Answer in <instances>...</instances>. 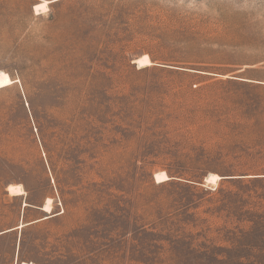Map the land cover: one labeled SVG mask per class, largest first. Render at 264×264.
<instances>
[{"label": "rangeland", "instance_id": "1", "mask_svg": "<svg viewBox=\"0 0 264 264\" xmlns=\"http://www.w3.org/2000/svg\"><path fill=\"white\" fill-rule=\"evenodd\" d=\"M0 72V264H264V0H0Z\"/></svg>", "mask_w": 264, "mask_h": 264}, {"label": "bare ground", "instance_id": "2", "mask_svg": "<svg viewBox=\"0 0 264 264\" xmlns=\"http://www.w3.org/2000/svg\"><path fill=\"white\" fill-rule=\"evenodd\" d=\"M47 2L43 1L41 4L35 5L34 6V10L37 12L38 8L40 9H45ZM136 64L138 67H143L145 65H149V61L147 59L146 56H143L141 58H139L136 61ZM3 74V76H0V89L4 88L6 86H9L13 83V81L10 79V77L4 73V72H0ZM220 179V177L216 176V175H210L209 178L207 179V181H210L212 183H216L218 180ZM168 180V178L165 176L164 173H159L155 175V182L156 183H161ZM7 191L10 195H20L22 196L24 194V191L21 187V185H14V186H9L7 188ZM26 204L23 203V206H25ZM50 209H51V200L47 199L46 203L42 206V211L45 214H50ZM45 219V218H44ZM24 225L23 224H19V226L17 227V229H21ZM24 264V263H23Z\"/></svg>", "mask_w": 264, "mask_h": 264}, {"label": "trees", "instance_id": "3", "mask_svg": "<svg viewBox=\"0 0 264 264\" xmlns=\"http://www.w3.org/2000/svg\"><path fill=\"white\" fill-rule=\"evenodd\" d=\"M62 134L63 135H67V136L69 135L67 132H64V131H62ZM62 134H59V137H61ZM65 139L67 140L68 143L67 142L66 143L61 142V144L63 145V147H66V149H67L68 152L71 151L74 154L75 150L71 149V145H70V142L71 141H70V139H68V138H65ZM45 153H47V152H45ZM78 157L79 156H75V158H74L72 156L71 157V159H72L71 161L74 162V164H77L76 161H77ZM89 157L92 158L91 156H89ZM47 164H48V166L50 165L49 164V159H47Z\"/></svg>", "mask_w": 264, "mask_h": 264}, {"label": "water", "instance_id": "4", "mask_svg": "<svg viewBox=\"0 0 264 264\" xmlns=\"http://www.w3.org/2000/svg\"><path fill=\"white\" fill-rule=\"evenodd\" d=\"M40 210L42 211V208H40ZM44 218H45V219L48 218V215L42 217L41 220L44 219ZM5 233H6V232H5ZM1 234H2V233H1Z\"/></svg>", "mask_w": 264, "mask_h": 264}, {"label": "snow or ice", "instance_id": "5", "mask_svg": "<svg viewBox=\"0 0 264 264\" xmlns=\"http://www.w3.org/2000/svg\"><path fill=\"white\" fill-rule=\"evenodd\" d=\"M0 76H3V74H2V73H0Z\"/></svg>", "mask_w": 264, "mask_h": 264}]
</instances>
